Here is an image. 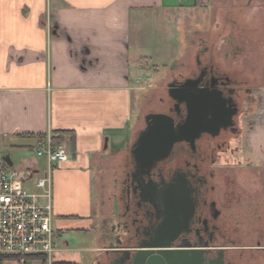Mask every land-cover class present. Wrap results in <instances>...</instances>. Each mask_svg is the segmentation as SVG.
Instances as JSON below:
<instances>
[{
  "label": "crops",
  "instance_id": "obj_1",
  "mask_svg": "<svg viewBox=\"0 0 264 264\" xmlns=\"http://www.w3.org/2000/svg\"><path fill=\"white\" fill-rule=\"evenodd\" d=\"M192 1L207 0H0V166L26 176L33 190L47 166L38 143L69 134L57 145L68 160L52 171L55 252L25 264L100 263L109 248L102 230L112 219L110 179L141 110L142 96L133 107L137 80L152 62L132 46V23L159 12L180 18ZM258 116L248 147L264 176V90ZM8 146L31 149L18 169Z\"/></svg>",
  "mask_w": 264,
  "mask_h": 264
},
{
  "label": "flooded vegetation",
  "instance_id": "obj_2",
  "mask_svg": "<svg viewBox=\"0 0 264 264\" xmlns=\"http://www.w3.org/2000/svg\"><path fill=\"white\" fill-rule=\"evenodd\" d=\"M198 44L192 66L171 74L166 83V97L158 100L162 110L145 113L143 126L120 152L110 179L109 230L116 238L109 248L115 250H106L99 264H116L121 251L133 255L154 243L201 250L207 264H237L244 255L254 260L264 255V176L248 147L264 88L218 60L204 39ZM192 97L201 105L203 131L174 143L150 171L140 167L132 146L146 128L145 117L166 115L177 128L190 117ZM240 178L262 186L242 190Z\"/></svg>",
  "mask_w": 264,
  "mask_h": 264
},
{
  "label": "rangeland",
  "instance_id": "obj_3",
  "mask_svg": "<svg viewBox=\"0 0 264 264\" xmlns=\"http://www.w3.org/2000/svg\"><path fill=\"white\" fill-rule=\"evenodd\" d=\"M190 4L197 5L193 1ZM176 14L171 12L164 16L159 12L152 14L150 19L132 23V46H139L141 55L151 57L152 62L137 80L142 91L133 95V107L138 111L136 101L142 96L141 110L130 141L134 130L143 126L145 113L162 110L158 100L166 97L165 85L171 74L192 66L200 38L216 52L218 60L225 61L227 67H238L254 86L264 88V0H207L200 2L198 7H191L180 18H176ZM6 150L15 169L31 152V149L17 151L9 146ZM103 185L102 194L106 198L105 178ZM261 186L262 182L237 180V187L249 192ZM108 226L105 220L104 244L112 245L116 234ZM99 257L103 258V253ZM237 264H264V255L255 260L244 255Z\"/></svg>",
  "mask_w": 264,
  "mask_h": 264
},
{
  "label": "built area",
  "instance_id": "obj_4",
  "mask_svg": "<svg viewBox=\"0 0 264 264\" xmlns=\"http://www.w3.org/2000/svg\"><path fill=\"white\" fill-rule=\"evenodd\" d=\"M37 155L47 166L33 190L20 172L0 166V259L13 257L18 264L33 257L50 261L55 252L52 171L67 162L68 153L47 139L38 143Z\"/></svg>",
  "mask_w": 264,
  "mask_h": 264
},
{
  "label": "water",
  "instance_id": "obj_5",
  "mask_svg": "<svg viewBox=\"0 0 264 264\" xmlns=\"http://www.w3.org/2000/svg\"><path fill=\"white\" fill-rule=\"evenodd\" d=\"M192 99L188 121L177 128L173 127V120L166 115L152 114L145 117L146 128L132 146V154L136 157V162L140 167L150 171L169 154L174 143L186 139L189 133H194V137H197L203 131L199 119L201 105L198 99L194 97ZM107 250H115V248L110 247ZM120 253L122 257L116 264H207L201 250L184 245L171 248L166 243H154L141 246L139 251L133 255L128 250ZM154 253L157 256L150 257ZM218 264H221V260Z\"/></svg>",
  "mask_w": 264,
  "mask_h": 264
},
{
  "label": "trees",
  "instance_id": "obj_6",
  "mask_svg": "<svg viewBox=\"0 0 264 264\" xmlns=\"http://www.w3.org/2000/svg\"><path fill=\"white\" fill-rule=\"evenodd\" d=\"M69 134L67 132H60L58 134H55L52 137L51 143L55 147L60 144L61 140L65 137L68 136Z\"/></svg>",
  "mask_w": 264,
  "mask_h": 264
}]
</instances>
